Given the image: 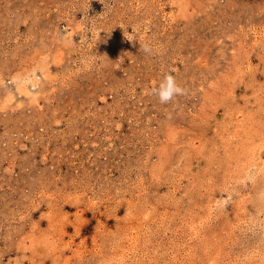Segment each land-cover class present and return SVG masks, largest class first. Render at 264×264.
<instances>
[{
	"label": "rangeland",
	"instance_id": "obj_1",
	"mask_svg": "<svg viewBox=\"0 0 264 264\" xmlns=\"http://www.w3.org/2000/svg\"><path fill=\"white\" fill-rule=\"evenodd\" d=\"M0 264H264V0H0Z\"/></svg>",
	"mask_w": 264,
	"mask_h": 264
},
{
	"label": "clouds",
	"instance_id": "obj_2",
	"mask_svg": "<svg viewBox=\"0 0 264 264\" xmlns=\"http://www.w3.org/2000/svg\"><path fill=\"white\" fill-rule=\"evenodd\" d=\"M145 52H149L148 45L143 46ZM152 94L157 95L160 103L167 104L177 95H183L184 89L178 86L173 75L165 74L164 78L159 83L158 88L152 90Z\"/></svg>",
	"mask_w": 264,
	"mask_h": 264
}]
</instances>
